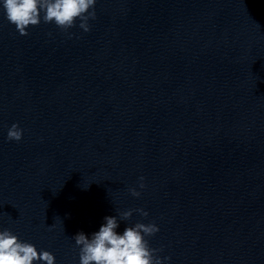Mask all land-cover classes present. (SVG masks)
Here are the masks:
<instances>
[{
  "label": "clouds",
  "instance_id": "clouds-1",
  "mask_svg": "<svg viewBox=\"0 0 264 264\" xmlns=\"http://www.w3.org/2000/svg\"><path fill=\"white\" fill-rule=\"evenodd\" d=\"M97 0H2L7 20L15 25L20 35H28L29 26L44 23H54L63 32L76 26L83 31H90L89 20L96 18L95 5ZM23 136V129L13 124L7 133L9 141L19 142ZM139 187H145L143 177L139 178ZM134 197L140 192L135 188L129 189ZM133 211L142 216L148 213L143 209H130L120 214L122 220H128ZM99 231L89 238L83 232L76 234L73 239L79 246L80 264H163L162 259L155 253L162 249L150 248L145 237L155 235L159 228L154 223H136L125 227L122 234L116 231L119 227L116 216H106ZM169 259V257H164ZM43 261L54 264L55 257L46 250L40 252L31 243L20 241L11 231H0V264H33Z\"/></svg>",
  "mask_w": 264,
  "mask_h": 264
}]
</instances>
